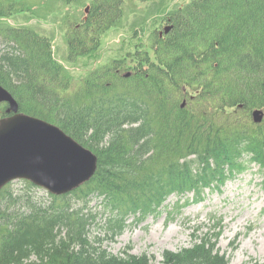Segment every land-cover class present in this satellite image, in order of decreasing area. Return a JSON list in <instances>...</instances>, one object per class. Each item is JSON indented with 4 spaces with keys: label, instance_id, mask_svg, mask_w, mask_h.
<instances>
[{
    "label": "trees",
    "instance_id": "1",
    "mask_svg": "<svg viewBox=\"0 0 264 264\" xmlns=\"http://www.w3.org/2000/svg\"><path fill=\"white\" fill-rule=\"evenodd\" d=\"M124 1L95 0L69 37L72 59L96 57L97 36L118 23ZM182 8L165 16L171 34H153L151 46L134 44L112 63L118 71L130 61L129 80L105 67L69 93L71 77L48 39L0 34V85L20 112L59 127L98 158L94 177L68 195L38 201L27 182L25 193L1 191L0 264H152L130 247L113 255L91 236L93 200L108 211L105 241H114L129 218L158 216L173 194L201 201L205 189L218 190L246 165L259 167L264 190V121L250 120L253 109L264 111V0H189ZM11 10L0 3V18ZM178 91L188 108L180 109ZM209 221L190 248L165 251L162 264H228L216 249L222 220Z\"/></svg>",
    "mask_w": 264,
    "mask_h": 264
},
{
    "label": "rangeland",
    "instance_id": "2",
    "mask_svg": "<svg viewBox=\"0 0 264 264\" xmlns=\"http://www.w3.org/2000/svg\"><path fill=\"white\" fill-rule=\"evenodd\" d=\"M13 1V0H12ZM22 1V0H21ZM23 8L26 6H35L36 15L38 18L42 16L43 20L36 19L28 22L26 16L19 15L16 18H9L5 20V24H1V29H6L7 26L13 27H32L36 32L43 36H50L53 38L55 58L58 61L66 62L67 46L63 39L61 27L59 25H68V21L63 15H50L46 12L59 13L62 11V0L56 2L45 3L42 6H36L37 0H23ZM123 6L124 17L118 28L114 31L109 30L101 39V46L99 49V57L96 61V67H103L109 65L113 60L118 61L129 52H133L127 45L129 44L128 38L131 36L130 29H136L140 24L146 25L145 21L150 20L147 24L149 30L142 35L139 43L145 46H151L153 39L151 35L153 28L158 27V23L153 24L152 19L157 17L158 13H147L154 10L153 5L147 3H138L137 1L128 0ZM90 0H81L80 5L76 7V3L71 7L68 12L69 15L75 16V19L83 17V9L88 5ZM175 0H170L167 5L164 4L163 9L170 7ZM188 0H176V7L181 4L187 3ZM41 5V0L38 2ZM45 11H44V8ZM158 12L160 11L157 10ZM64 20V21H63ZM74 20V19H73ZM75 20V21H79ZM63 21V23H62ZM153 27V28H152ZM121 28V29H120ZM142 30V28H140ZM139 32V29H137ZM126 38V41L123 40ZM131 45L137 44L136 41L130 43ZM0 49H2L0 47ZM127 53V54H126ZM83 60V59H82ZM79 60L78 65L67 64L66 69L70 72V84L67 89H75L81 82L87 72L85 62ZM121 69L120 76L127 73L129 67L132 66L131 62ZM91 64V63H90ZM130 65V66H129ZM147 65V64H145ZM144 65V66H145ZM92 66V65H91ZM93 67V66H92ZM82 70V71H81ZM180 95L181 103L183 97ZM64 96V94L62 95ZM188 99V98H187ZM189 104L187 103V108ZM243 118L246 114L241 113ZM261 178L257 173L256 167H251L250 170L244 172L227 181L220 190L206 191L204 200L198 204H190L188 207L182 209L179 214L174 215L172 220L167 222V212H173V207L176 205L178 197L171 196L165 204V209L160 216H149L143 222L136 223L132 219L128 222L121 236L117 237L114 242L105 241L106 233V214L103 209H98L99 215L96 223L90 229L93 238H101L104 240L103 246L113 255H119L122 250L130 247L131 254L141 255L146 254L153 256L154 261L152 264H162L161 256L164 251L177 252L183 248H188L192 244V235H201L206 233L210 228L208 219L210 216L221 217L223 219V232L218 240L217 248L221 254H225L229 258V264H247L249 262L264 263V193L260 189ZM11 189L16 193H25L28 188L23 182L16 181L11 184ZM30 195L34 196L36 200L47 202L49 195L44 190L33 188L30 189ZM191 199V196H189ZM92 205H95L93 203ZM200 227V233L195 232V229ZM235 241L237 247L234 252L229 248L230 243Z\"/></svg>",
    "mask_w": 264,
    "mask_h": 264
},
{
    "label": "water",
    "instance_id": "3",
    "mask_svg": "<svg viewBox=\"0 0 264 264\" xmlns=\"http://www.w3.org/2000/svg\"><path fill=\"white\" fill-rule=\"evenodd\" d=\"M0 102H7V112L13 113L0 120V190L14 180L23 179L61 195L91 179L97 162L91 152L57 127L18 114L17 103L1 86ZM184 105L183 102L181 108ZM262 118L261 111L252 112L254 123H260Z\"/></svg>",
    "mask_w": 264,
    "mask_h": 264
},
{
    "label": "flooded vegetation",
    "instance_id": "4",
    "mask_svg": "<svg viewBox=\"0 0 264 264\" xmlns=\"http://www.w3.org/2000/svg\"><path fill=\"white\" fill-rule=\"evenodd\" d=\"M163 27H166V26H169L168 24H167V21L164 19L163 20V23L161 24ZM158 36L159 37H163V35L161 34V32L160 31H158Z\"/></svg>",
    "mask_w": 264,
    "mask_h": 264
}]
</instances>
